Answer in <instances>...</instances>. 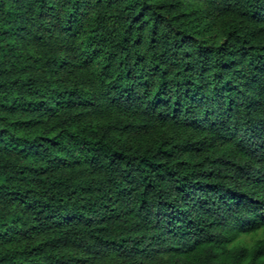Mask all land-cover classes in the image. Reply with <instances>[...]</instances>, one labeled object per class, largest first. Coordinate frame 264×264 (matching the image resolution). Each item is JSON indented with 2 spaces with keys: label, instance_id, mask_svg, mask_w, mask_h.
Returning a JSON list of instances; mask_svg holds the SVG:
<instances>
[{
  "label": "trees",
  "instance_id": "trees-1",
  "mask_svg": "<svg viewBox=\"0 0 264 264\" xmlns=\"http://www.w3.org/2000/svg\"><path fill=\"white\" fill-rule=\"evenodd\" d=\"M0 264H264V0H0Z\"/></svg>",
  "mask_w": 264,
  "mask_h": 264
},
{
  "label": "rangeland",
  "instance_id": "rangeland-1",
  "mask_svg": "<svg viewBox=\"0 0 264 264\" xmlns=\"http://www.w3.org/2000/svg\"><path fill=\"white\" fill-rule=\"evenodd\" d=\"M257 237L258 236H245L243 237L242 242L244 244L251 245L257 239Z\"/></svg>",
  "mask_w": 264,
  "mask_h": 264
}]
</instances>
